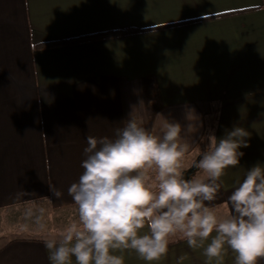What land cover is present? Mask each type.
Instances as JSON below:
<instances>
[{
    "label": "crops",
    "instance_id": "0c3cea01",
    "mask_svg": "<svg viewBox=\"0 0 264 264\" xmlns=\"http://www.w3.org/2000/svg\"><path fill=\"white\" fill-rule=\"evenodd\" d=\"M157 27L169 28L106 36ZM188 109L199 127L183 170L208 135L250 133L239 166L226 169L207 202L228 214L245 172L264 165V0H0V229L61 232L77 219L68 188L82 173L87 137L115 139L129 119L161 135L157 114L186 127ZM37 202L46 220L23 219L22 207ZM210 238L190 248L177 234L152 262L131 249L114 254L124 264H235L231 250L221 260L204 255ZM48 239L4 240L0 264H50Z\"/></svg>",
    "mask_w": 264,
    "mask_h": 264
},
{
    "label": "clouds",
    "instance_id": "9594fccd",
    "mask_svg": "<svg viewBox=\"0 0 264 264\" xmlns=\"http://www.w3.org/2000/svg\"><path fill=\"white\" fill-rule=\"evenodd\" d=\"M157 116L163 120L161 135L129 119L115 139L86 138L82 173L68 188L77 219L45 242L50 264H73V258L75 264H124V257L114 253L128 249L147 262L157 261L177 234L190 248L211 237L204 248L210 260H221L226 250L235 254V264L264 260V165L245 172L229 197L230 213L220 215L207 203L215 200L226 169L239 166L250 133L236 126L220 139L208 135L207 148L194 164L207 179L186 178L189 133L199 127L189 116L199 117L188 109V124L182 127Z\"/></svg>",
    "mask_w": 264,
    "mask_h": 264
},
{
    "label": "rangeland",
    "instance_id": "374dc122",
    "mask_svg": "<svg viewBox=\"0 0 264 264\" xmlns=\"http://www.w3.org/2000/svg\"><path fill=\"white\" fill-rule=\"evenodd\" d=\"M186 170H183V171L185 172ZM200 171L201 170L197 169V171L193 175L194 178H197L200 176ZM151 174L153 176L155 175L154 172ZM20 211L23 214L22 215L23 219L35 216L36 218L40 217L41 221H45L46 218L49 216L48 208L44 205V203H39V202L23 206ZM23 222H26V221H23ZM69 223L71 222H67V225ZM8 228L9 227H7L6 230L0 229V243H2L4 240L24 238V237L25 238H38V239L55 238V237H59V234H60V232L59 233L57 232H54V233L37 232L35 231V229L34 230L28 229L23 224H17L16 226H13L12 228H10L11 230H9Z\"/></svg>",
    "mask_w": 264,
    "mask_h": 264
},
{
    "label": "trees",
    "instance_id": "16d2710c",
    "mask_svg": "<svg viewBox=\"0 0 264 264\" xmlns=\"http://www.w3.org/2000/svg\"><path fill=\"white\" fill-rule=\"evenodd\" d=\"M205 20H207V19H205ZM193 22H197V21H193ZM188 23H190V22H186V23H183V24H188ZM175 26H177V25H175ZM167 28H169V27H157V28L146 29V30L124 29V30H119V31H117L115 33H110V34H108L106 36H108V37H111V36L112 37L113 36H126V35H132V34H138V33H142V32H147V31H151V30L152 31H156V30H162V29H167ZM74 43H76V42H74V41L73 42H64L62 44H74Z\"/></svg>",
    "mask_w": 264,
    "mask_h": 264
},
{
    "label": "water",
    "instance_id": "95a60500",
    "mask_svg": "<svg viewBox=\"0 0 264 264\" xmlns=\"http://www.w3.org/2000/svg\"><path fill=\"white\" fill-rule=\"evenodd\" d=\"M195 170H196V167H194V165H192V167H190L188 170H186L184 172L185 177L190 178L194 174Z\"/></svg>",
    "mask_w": 264,
    "mask_h": 264
}]
</instances>
